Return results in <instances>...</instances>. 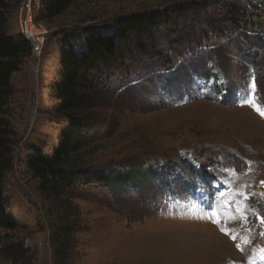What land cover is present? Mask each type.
Listing matches in <instances>:
<instances>
[{"label":"rangeland","instance_id":"374dc122","mask_svg":"<svg viewBox=\"0 0 264 264\" xmlns=\"http://www.w3.org/2000/svg\"><path fill=\"white\" fill-rule=\"evenodd\" d=\"M40 1L31 0L34 22L49 38L11 78L16 144L3 189L17 228L0 226V248L24 240L30 264H264V0H194L207 4L119 43V67L101 72L102 125L85 150L105 172L72 191L63 254L56 206L27 169L33 148L51 152L67 125L54 88L62 30L110 27L125 11L178 0H80L51 23L36 21ZM23 2H9L5 33L16 38ZM145 169L146 182L132 185ZM112 174L123 185L110 188ZM217 235L228 243L208 247Z\"/></svg>","mask_w":264,"mask_h":264},{"label":"trees","instance_id":"16d2710c","mask_svg":"<svg viewBox=\"0 0 264 264\" xmlns=\"http://www.w3.org/2000/svg\"><path fill=\"white\" fill-rule=\"evenodd\" d=\"M79 1L41 0L34 5L35 19L51 23ZM9 2L0 0V226L15 230L17 225L7 211L3 189L6 173L12 168V153L16 144V133L10 121L7 103L12 94V75L21 69L24 58L31 53V44L22 35L16 38L5 33ZM176 2L164 7L149 6L125 11L117 15L110 27L102 28L92 24L79 27L77 24L62 30L68 36L66 44L61 48V72L54 88L59 101L57 115L67 125L59 131V142L51 152L33 148L27 161L28 171L39 181L38 189L42 197L56 206L61 223L54 238L60 242L62 254V246L67 242L65 239L69 238L75 225L71 221L74 208L72 191L81 182L90 183L96 177H101L104 171V168L93 171L96 168L87 161L85 153L102 125L94 113L102 94L101 79L108 76L101 72L119 67V43L128 42L130 37L145 34L157 25L171 21L175 14L184 13L188 9L197 12L207 4L194 0ZM235 10L241 14L235 20L239 22L242 13L237 8ZM257 21L260 24L261 19L258 17ZM255 40L257 45L263 43L260 36L255 37ZM140 172L135 175V179H130V183L137 187L142 186L151 173L146 169ZM123 181L124 178L118 181V176L112 174L110 188L123 185ZM32 254V249L24 240L11 241L0 248V264H30Z\"/></svg>","mask_w":264,"mask_h":264},{"label":"built area","instance_id":"2783aa9c","mask_svg":"<svg viewBox=\"0 0 264 264\" xmlns=\"http://www.w3.org/2000/svg\"><path fill=\"white\" fill-rule=\"evenodd\" d=\"M31 4V0H24V2L22 3L20 16L21 35L30 42L34 53L40 55L43 51L44 44L49 38L50 31H48L47 29H43L41 25H37L34 22ZM28 24H32L38 31L42 33L32 35L29 32V28L27 26ZM40 38H42L43 41H40Z\"/></svg>","mask_w":264,"mask_h":264},{"label":"bare ground","instance_id":"6f19581e","mask_svg":"<svg viewBox=\"0 0 264 264\" xmlns=\"http://www.w3.org/2000/svg\"><path fill=\"white\" fill-rule=\"evenodd\" d=\"M27 26H28V28H29V32H30L32 35H36V34L42 33V32H40V31H38V30L35 28V26H33L32 24H28ZM40 41H43V39L40 38ZM214 239H215L214 241L211 240V243H209L210 246H208V247L213 248V247H215L216 245H218V246L225 245L224 243L227 242V241L225 240V238H224L223 236H221V235H220V236L217 235V238L215 237ZM213 243H215V244H213ZM227 243H228V242H227ZM206 247H207V246H206ZM222 250L225 251L224 248H222ZM222 250H221V252H222Z\"/></svg>","mask_w":264,"mask_h":264},{"label":"snow or ice","instance_id":"6c2138e0","mask_svg":"<svg viewBox=\"0 0 264 264\" xmlns=\"http://www.w3.org/2000/svg\"><path fill=\"white\" fill-rule=\"evenodd\" d=\"M257 111H260V109L257 108ZM261 115H264V111L261 112ZM261 222L264 223V219H262ZM261 259H264V255L261 256Z\"/></svg>","mask_w":264,"mask_h":264},{"label":"water","instance_id":"95a60500","mask_svg":"<svg viewBox=\"0 0 264 264\" xmlns=\"http://www.w3.org/2000/svg\"><path fill=\"white\" fill-rule=\"evenodd\" d=\"M262 183L264 184V181H262Z\"/></svg>","mask_w":264,"mask_h":264}]
</instances>
